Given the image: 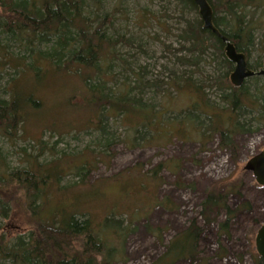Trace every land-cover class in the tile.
<instances>
[{
  "label": "trees",
  "instance_id": "trees-1",
  "mask_svg": "<svg viewBox=\"0 0 264 264\" xmlns=\"http://www.w3.org/2000/svg\"><path fill=\"white\" fill-rule=\"evenodd\" d=\"M177 1L183 8L199 11L194 0ZM92 2L97 8L93 9ZM99 2L0 1V76L10 69L13 71L8 72L11 77L3 87L4 95L0 93V136L10 142L20 139L34 142L30 152L27 147L20 150L24 165L15 168L6 164V157L0 148V218L8 217L12 199L19 189L24 191L23 205L36 221L35 228L18 235L13 242L7 240L4 233L0 234V262L3 264H114L108 230L97 226V222L103 219L105 225H121L114 216L116 213L125 214L129 224L118 232L124 243L136 218L148 215L144 212L146 204L127 205L121 211L117 207L108 209L102 218L90 209H82L79 202L82 194L77 192L81 188L91 189L98 185H87V178L96 162L104 159L103 152L87 147L76 154L64 151L59 154L56 145L32 137L30 130L26 129L28 124L41 133L48 131L62 138L83 131L107 134V123L112 117H120L131 132H138L139 127L141 132H153L167 123L158 117L160 109L146 108L130 97L125 83L121 88V85L118 86L120 92L113 91L109 86L113 78L110 69L117 59L115 47L129 43V40L125 36L112 37L113 18L110 14H101ZM208 2L213 9L215 26L234 43L238 51L246 54L249 67L259 70L264 63L253 65L250 62L254 31L259 23L253 17L248 18V13L251 9L260 10L258 19L264 21V0ZM186 23L180 38L189 46H167V50L175 55L177 61L194 65L195 69L211 50L218 59L222 58L228 71L215 78L213 83L223 91L221 99L227 106L219 108L209 102L204 91L206 82L198 83L192 76L178 77L170 87L195 97L193 103L182 110L179 128L185 132L193 128L203 145L218 135L220 148L236 153V135L249 130L240 121L243 110L257 111L254 119L264 127V76L255 75L247 78L242 86H234L228 79V72L233 69L234 63L225 54L222 38L204 27L201 16L193 21L186 20ZM16 48H19L18 52L14 51ZM183 49L192 54V58L178 55ZM135 74L140 81V72ZM258 78L263 83L256 94L251 93L248 82ZM201 116L211 119L210 123L197 124ZM168 133L169 139L180 137L179 132L171 130ZM102 139L106 140L104 145H109L111 139L105 136ZM46 154L54 157L47 160ZM165 167L170 166L159 163L150 175L145 174L146 180L138 182V193L148 194L152 186L160 187L158 173ZM70 174L80 176V179L64 184V178ZM151 193L154 201L150 206L175 207L168 198L157 201L155 192ZM239 193L240 187L235 183L207 189L201 202L205 222L213 223L214 215L223 209L227 212V219L219 224L220 232L228 233L230 222L238 210L228 204V196ZM202 233V228L193 221L171 240L167 251L155 264H173L182 259L195 263ZM157 236L159 240L163 239L161 232ZM181 238L184 239L183 244L176 249H182V252H176V243ZM171 253L174 256L168 260L167 256ZM253 258L255 264H264L258 253Z\"/></svg>",
  "mask_w": 264,
  "mask_h": 264
},
{
  "label": "rangeland",
  "instance_id": "rangeland-1",
  "mask_svg": "<svg viewBox=\"0 0 264 264\" xmlns=\"http://www.w3.org/2000/svg\"><path fill=\"white\" fill-rule=\"evenodd\" d=\"M91 4L93 9L97 8L93 2ZM99 7L101 14H110L113 18L110 31L112 37L117 39L125 36L129 40V43L117 44L115 47L117 59L114 58L110 69L113 80H110L109 86L113 91L120 92L118 86L121 85V88L125 83L130 97L146 108L160 109L158 117L167 123L158 131L143 133L139 127L138 132H131L120 117H112L107 123V134L83 131L62 138L48 131L41 133L28 124L26 129L30 130L32 137L56 145L59 154L63 151L76 154L87 147L89 150L103 152L104 159L96 162L87 178V185L98 184V188H81L77 192L82 194L79 200L82 209H90L98 218H102L108 209L117 207L121 211L127 205H147L144 212H148V215L136 218L124 243L118 232L129 224L125 214L116 213L114 216L121 225H105L103 219L97 222V226L108 230L115 256L114 264H155L167 251L171 240L185 231L193 221L203 232L198 243V259L195 263L182 259L173 264H255L253 255L258 253L255 239L258 229L264 223V186L257 183L254 174L245 166L264 149V127L259 126L254 119L257 111H242L240 121L249 130L236 135V153L221 149L218 135L203 145L193 128L188 129L189 134L179 128L181 112L193 103L195 97L170 87L178 77L192 76L198 83L206 82L204 91L209 102L219 108L227 106L221 99L223 91L213 83L215 78L228 71L222 58L218 59L211 50L200 60L198 69H195L194 65L177 61L175 55L167 50V46H189L181 40L180 34L187 26L186 20L193 21L200 17L199 11L183 8L177 0H100ZM143 11L144 15L141 14ZM259 15L260 10L251 9L248 13V18L253 17L259 23L254 31L255 41L251 50L250 62L253 65L264 63V21L258 19ZM18 49L14 51L18 52ZM178 55L192 58V54L184 49ZM233 69L228 72V79ZM192 70L194 74H191ZM8 72L13 71L10 69ZM8 72L0 76L2 95L3 87L11 77ZM135 72H140V81ZM262 83L260 78L250 79L248 87L251 93L256 94ZM210 121L201 116L197 124L208 125ZM167 128H172L173 133L179 132L180 137L169 139L168 132L171 130ZM183 135L191 138L181 137ZM104 136L111 139L107 146L103 144L106 143L102 139ZM33 144V141L25 139L10 142L0 136V148L10 168L24 165L20 150L27 147L30 152ZM53 157L46 154L47 160ZM162 162L170 167L158 173L161 186H152L148 194L138 193V182L146 180V175H150L151 170ZM79 179L80 176L70 174L64 178L63 183ZM227 183L238 185L240 193L228 196V204L238 210L230 222L228 233L222 234L219 224L227 219V212L220 210L214 215V222L207 224L201 214V202L207 189L220 188ZM16 192L8 217L0 218V234L4 233L10 242L36 226L35 219L22 203L24 191L18 189ZM151 192H155L157 201L168 198L175 207L150 206L154 201ZM158 232H161L162 240H159ZM182 240L176 243V252H182V249H176L183 244ZM173 256L172 253L168 255V260Z\"/></svg>",
  "mask_w": 264,
  "mask_h": 264
},
{
  "label": "water",
  "instance_id": "water-1",
  "mask_svg": "<svg viewBox=\"0 0 264 264\" xmlns=\"http://www.w3.org/2000/svg\"><path fill=\"white\" fill-rule=\"evenodd\" d=\"M194 2L199 8L204 27L216 33L225 43V54L234 63V69L230 74L231 83L236 87H240L247 78L255 75L264 76V64L259 70L250 68L246 54L238 51L234 43L215 26L213 9L208 0H194ZM245 168L254 174L258 184L264 186V149L253 156L247 162ZM255 244L258 254L264 259V223L258 229Z\"/></svg>",
  "mask_w": 264,
  "mask_h": 264
}]
</instances>
